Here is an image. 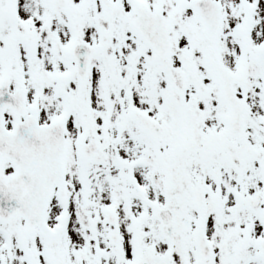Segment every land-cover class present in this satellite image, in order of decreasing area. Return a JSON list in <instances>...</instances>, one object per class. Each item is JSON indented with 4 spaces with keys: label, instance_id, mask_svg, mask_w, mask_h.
<instances>
[{
    "label": "flooded vegetation",
    "instance_id": "1",
    "mask_svg": "<svg viewBox=\"0 0 264 264\" xmlns=\"http://www.w3.org/2000/svg\"><path fill=\"white\" fill-rule=\"evenodd\" d=\"M30 1L9 0L7 12V0H0L1 35L11 32L12 38L22 29L37 28L34 16L23 14ZM192 22L201 23L196 13ZM196 27L190 37L187 32L175 34V49L195 51L191 58L186 55V64L176 58L150 71L130 60L117 62L115 79L120 72L123 81L114 82L112 105L82 112L89 123L87 130L82 125L78 130L79 153L89 145L97 146V152L90 161L79 154L67 162L64 197L54 193L50 199L47 223L55 232L46 236L33 230L24 236L96 243L111 259L103 257L105 264L133 263L150 245L161 256L170 253L172 264H263L257 244L264 240V71L249 82L239 45L228 64L219 37L213 43ZM196 52L207 53L208 64H201ZM208 56L235 76L245 69V84L238 79L231 83L248 106L240 133L234 130L232 111ZM34 74L37 77L38 70ZM18 78H9L12 92L22 94L23 88L27 98H33L45 91L46 85L38 89L27 73L21 84ZM4 115L8 129L20 119L10 108ZM5 162L0 160V165ZM4 173L0 168V176ZM64 206L67 212L61 219ZM24 224L20 214L7 222L0 218V264H41L32 252L27 262ZM197 226L205 228L210 245L205 262L197 257ZM241 226L239 237L236 228Z\"/></svg>",
    "mask_w": 264,
    "mask_h": 264
},
{
    "label": "rangeland",
    "instance_id": "2",
    "mask_svg": "<svg viewBox=\"0 0 264 264\" xmlns=\"http://www.w3.org/2000/svg\"><path fill=\"white\" fill-rule=\"evenodd\" d=\"M220 1L223 4L224 25L218 43L223 44L220 51L223 60L231 64L230 56L238 44L244 54L249 82L255 81L259 71H264V51L260 53L259 49L264 40V0ZM142 2L150 8L161 7L165 13L178 12L174 31L179 30L178 26L188 27L186 21L191 11L186 7V0ZM96 9L101 10V18L98 21L94 18ZM23 14L33 15L37 28L22 29L21 32L18 31L20 33L12 35V38L11 32L3 35L0 33V79L6 72L16 73L15 76L19 77L16 82L21 84L24 72L33 74L34 70H39L38 77L35 78L38 89L42 84L46 85L45 91L38 92L36 97L39 104L43 105L44 117L41 119L65 118L68 138H73L77 133L82 107L112 105L111 98L117 91L114 82L123 81L120 72L117 74L118 79H115V70L120 69L117 62L130 60L135 65H146L150 71L158 66H154L150 48L137 37L131 26L135 14L129 0H124L115 11V18L107 22L103 8L94 0H33L24 8ZM96 22L102 26L100 37L94 27ZM78 40L90 41L95 46L91 70L83 83H80L71 71H67V67L72 68L73 62L70 46L67 45ZM176 53L179 54V51ZM178 54H174L173 58L176 59ZM196 55L201 64H205L203 52H196ZM43 70H50V73ZM60 73L64 78L60 79L59 84ZM49 91L50 95L51 91L53 92V96H49ZM61 91H64V96ZM123 96H126L125 92ZM153 98L156 103L160 100L157 95ZM113 103H117L116 99ZM68 146L70 162L77 152L73 143L70 142ZM262 165L264 166V160ZM236 230L240 237L243 227ZM255 230L260 232L258 225ZM22 238L27 252H32L41 264H105L103 257L111 260L105 256V250L98 249L97 244L92 242L64 244L51 238L46 241L37 236ZM31 248L33 249L30 252ZM26 258L29 262L31 257Z\"/></svg>",
    "mask_w": 264,
    "mask_h": 264
},
{
    "label": "water",
    "instance_id": "3",
    "mask_svg": "<svg viewBox=\"0 0 264 264\" xmlns=\"http://www.w3.org/2000/svg\"><path fill=\"white\" fill-rule=\"evenodd\" d=\"M132 4L138 14V18L133 21L134 27L153 46L155 53L166 57L168 53V24L163 21L159 12H150L135 2ZM103 5L109 17L115 4L109 0H103ZM209 5L211 6L208 9L213 10L214 4L209 1ZM216 9L215 14L217 15L219 10ZM76 48H81L82 51L86 50L82 45ZM89 52L76 57L86 56V59H89ZM82 60L85 58L83 57ZM2 99L1 97L0 100ZM0 140V156L13 160L19 169L18 174L8 180V187L0 184V209L6 210L16 200H19L17 188L28 184L29 191L27 193H24L25 190L21 188L23 196L27 195L23 204L32 202L38 206L40 211H43L45 195L48 194L55 182L62 179L60 173L65 154L63 123L38 126L37 117L32 114L16 127L15 132L0 135ZM153 260L155 264H169V258L166 259V262L158 257H154Z\"/></svg>",
    "mask_w": 264,
    "mask_h": 264
}]
</instances>
